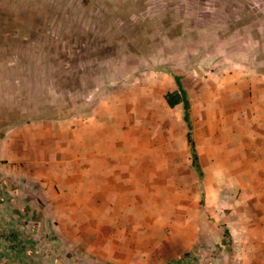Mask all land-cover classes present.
Returning a JSON list of instances; mask_svg holds the SVG:
<instances>
[{"label":"crops","instance_id":"1","mask_svg":"<svg viewBox=\"0 0 264 264\" xmlns=\"http://www.w3.org/2000/svg\"><path fill=\"white\" fill-rule=\"evenodd\" d=\"M172 65L72 114L1 126L19 182L1 207L51 243L19 233L13 264H164L194 246L264 264V71L222 57Z\"/></svg>","mask_w":264,"mask_h":264},{"label":"rangeland","instance_id":"2","mask_svg":"<svg viewBox=\"0 0 264 264\" xmlns=\"http://www.w3.org/2000/svg\"><path fill=\"white\" fill-rule=\"evenodd\" d=\"M204 56L264 71V0H0V136L3 125L77 112L99 90L122 94L148 68ZM12 163L0 158V264H13L5 250L20 247L19 233L51 245L48 230L1 207L18 182ZM230 253L194 246L164 264H234Z\"/></svg>","mask_w":264,"mask_h":264},{"label":"trees","instance_id":"3","mask_svg":"<svg viewBox=\"0 0 264 264\" xmlns=\"http://www.w3.org/2000/svg\"><path fill=\"white\" fill-rule=\"evenodd\" d=\"M175 81H176V84L179 87V89H180V91L182 93V96H183V99H182L183 100V119L186 122L187 127L190 128L189 113H188V101H187L186 93H185V90H183V88L181 86L179 78L176 77V76H175ZM187 137H188L189 142L191 144L193 165L195 167H198L197 166V162H196V157H195V154H194V150H193V146H192V141H191L189 133H187Z\"/></svg>","mask_w":264,"mask_h":264}]
</instances>
